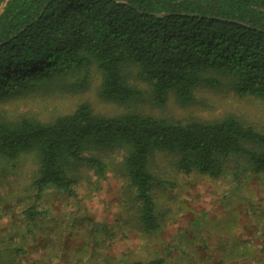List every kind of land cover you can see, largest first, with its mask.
I'll list each match as a JSON object with an SVG mask.
<instances>
[{"label":"trees","instance_id":"1","mask_svg":"<svg viewBox=\"0 0 264 264\" xmlns=\"http://www.w3.org/2000/svg\"><path fill=\"white\" fill-rule=\"evenodd\" d=\"M93 68L101 98L122 112L82 103L43 122L0 111V165L32 156L36 200L49 190L76 197L81 173L104 177V157L123 150L138 224L154 233L159 155L184 174L218 180L243 164L264 178V132L238 117L183 121L141 111L146 100L194 105L200 87L264 100V0H0V103L82 90ZM70 77L79 81L67 85ZM40 216L36 203L24 211L29 223ZM6 252L0 264H22L20 249Z\"/></svg>","mask_w":264,"mask_h":264},{"label":"rangeland","instance_id":"2","mask_svg":"<svg viewBox=\"0 0 264 264\" xmlns=\"http://www.w3.org/2000/svg\"><path fill=\"white\" fill-rule=\"evenodd\" d=\"M79 81L70 77L67 85ZM101 76L90 71L87 86L50 94H27L0 103L9 116L43 122L72 113L82 103L97 113L122 112L100 96ZM196 103L164 108L149 101L141 111L178 120H220L233 115L264 132V100L230 90L197 88ZM124 151L104 157V177L84 170L76 197L56 190L40 200L30 188L37 164L28 155L0 165V256L11 248L22 264H129L162 257L165 264H264V178L241 164L216 180L176 170L168 156L156 157L159 185L153 192L160 229L138 224L137 201L120 165ZM36 203L41 216L29 223L24 211ZM16 257V256H15ZM11 264V263H10Z\"/></svg>","mask_w":264,"mask_h":264}]
</instances>
